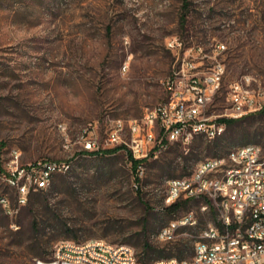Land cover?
<instances>
[{"label": "rangeland", "instance_id": "1", "mask_svg": "<svg viewBox=\"0 0 264 264\" xmlns=\"http://www.w3.org/2000/svg\"><path fill=\"white\" fill-rule=\"evenodd\" d=\"M172 36L206 52L218 41L227 46L224 87L209 115L225 111L229 85L243 75L264 87V0H0V192L15 210L0 206V264H38L61 242L92 239L127 244L147 264L176 258L181 248L193 256L211 216L202 200L173 215L159 211L165 181L238 147L264 150L260 112L227 126L217 140L195 137L152 158L143 190L118 146L101 157L71 158V172L56 175L23 206L7 182L18 154L20 166L68 156L60 124L73 142L95 122L104 137L109 120L140 118L163 103L176 63L166 44ZM190 212L198 225L181 226L173 241L157 237ZM145 240L155 251L145 250Z\"/></svg>", "mask_w": 264, "mask_h": 264}, {"label": "built area", "instance_id": "2", "mask_svg": "<svg viewBox=\"0 0 264 264\" xmlns=\"http://www.w3.org/2000/svg\"><path fill=\"white\" fill-rule=\"evenodd\" d=\"M167 48L175 57L173 74L164 82L167 99L147 110L140 118H114L101 137L99 124L89 123L73 142L68 128L60 124L69 153L61 160H43L28 166L18 164L14 156L8 182L16 183L17 202L26 205L32 187H41L50 177V168L67 165L78 154L94 152L105 155L116 146L127 155L136 177L137 190H143V171L146 163L157 158L171 145H188L198 130H224L223 119H241L264 110V87L249 74L232 81L227 94V107L217 115H209L216 97L225 83L227 66L223 59L226 44H210L214 55H207L201 46H186L178 36L166 40ZM73 145L77 148L73 149ZM131 156V159L129 158ZM228 169V186H221L218 171ZM203 178H212V185L203 186ZM219 191V199H226V212L217 215V206L211 204V192ZM166 196L169 205L182 200H202L204 212L211 216L208 231H201L202 240L195 241L197 255L171 259L166 264H264V150L234 149L224 161L202 163L192 175L167 180ZM7 214L15 210L0 201ZM176 224L198 225L194 212L171 221L161 241H173ZM249 239H257L256 247H248ZM135 251L117 249V244L102 239L83 243L64 241L58 244L49 260L38 264H135ZM145 264V263H142ZM158 264V263H154Z\"/></svg>", "mask_w": 264, "mask_h": 264}, {"label": "bare ground", "instance_id": "3", "mask_svg": "<svg viewBox=\"0 0 264 264\" xmlns=\"http://www.w3.org/2000/svg\"><path fill=\"white\" fill-rule=\"evenodd\" d=\"M201 49H204V48L201 46ZM226 49H227V46H226ZM206 54L207 55H214V48L212 47L210 52L207 51ZM226 72H225V76H226ZM81 131H84V128ZM225 132H226V126H224V130L218 131V132H209L206 130H198L195 132V137H202L206 140L214 141V140H217L220 137H222L225 134ZM171 146H173V145H171ZM171 146H169L168 149H163V152L169 150L171 148ZM261 148L262 147L257 145V144H248V145H245L242 147H238L236 149H261ZM231 152H234V150H231L227 154H230ZM88 153L94 154V152H85V154H88ZM226 156L227 155H225L223 157L210 158V160H212V161H224ZM202 163H203V161H201L197 165L196 169L202 168ZM72 164H73V161L70 159L68 161L67 165L52 166L50 168V176L69 174L72 170V167H73ZM146 165H147V163H146ZM145 174H146V171H143V178L145 177ZM218 178H221V186H228V169H221L220 171H218ZM170 179H174V178H169L167 180H170ZM167 180L165 181V187L167 185ZM53 181H54V177L47 178V180H42L41 187H32L30 189V194L32 192H35V191H41V192L47 191L50 188ZM7 182H8V178H7ZM8 184H9V186H11L17 190L16 183L8 182ZM210 185H212V178H203V186H210ZM134 186L137 189L136 183L134 184ZM1 200H4L6 205L11 206L10 200L2 192H0V201ZM211 204L217 206V215H224L225 214V212H226V199H219V191H212L211 192ZM169 206H170L169 205V196H166V192H165V194L163 195V198L161 200V203L159 204V206H157V209L159 211H163L165 208H167ZM203 210H204V205H203ZM194 225L195 224H190L189 226H194ZM169 226H171V224ZM181 226H186V224H176L175 231L178 228H180ZM202 231H208V224H207V226H205V228ZM166 233H167V227H164L158 233L157 237L160 238V236H163ZM199 235L200 236H199L198 240H196V241L202 240V233L200 232ZM256 246H257V239H249L248 240V247H256ZM117 249L134 251V249L132 247L128 246L127 244L126 245L125 244H117ZM196 255H197V248H195L193 256H196ZM171 259H177V258H175V257L174 258H167V259L156 261L154 263L166 264V263H170ZM154 263H152V264H154ZM135 264H142L138 260L137 256L135 257Z\"/></svg>", "mask_w": 264, "mask_h": 264}, {"label": "trees", "instance_id": "4", "mask_svg": "<svg viewBox=\"0 0 264 264\" xmlns=\"http://www.w3.org/2000/svg\"><path fill=\"white\" fill-rule=\"evenodd\" d=\"M183 21H185V19H183ZM260 113H261V114H264V110L260 111ZM222 121L226 123V129H227V126H231V125H233L234 123H236V122L238 121V119H223ZM220 138H221V137H220ZM108 153H113V151L110 150V151L107 152L105 155H108ZM92 156H94V155H92ZM101 156H104V155H103V154H102V155H101V154H98V155L95 156V157H101ZM129 158L131 159V156H130ZM31 194H33V193H31ZM31 194H30V195H31ZM190 202H192V200H182V201H178V202H176L175 204H173V205H171V206L165 208V209H164L163 211H161V212H165V213H167V214L173 215V214H175V213H178L180 210L186 208ZM160 229H161V228H160ZM144 247H145V250H146L147 252H153V251H155V248L152 247V245L148 242V240H145ZM184 252H185V250H184L183 248H181V249L179 250L178 256H177L176 258H179V259L186 258V257L184 256V254H185ZM160 257H162V255H161ZM148 258H149V257H148ZM139 259H140L139 261H140L141 263H145V264H147V262H148V259H144V258H142V257L139 258Z\"/></svg>", "mask_w": 264, "mask_h": 264}]
</instances>
